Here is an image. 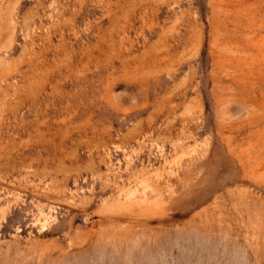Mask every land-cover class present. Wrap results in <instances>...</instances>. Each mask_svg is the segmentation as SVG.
Wrapping results in <instances>:
<instances>
[{"label": "rangeland", "instance_id": "1", "mask_svg": "<svg viewBox=\"0 0 264 264\" xmlns=\"http://www.w3.org/2000/svg\"><path fill=\"white\" fill-rule=\"evenodd\" d=\"M0 264H264V0H0Z\"/></svg>", "mask_w": 264, "mask_h": 264}]
</instances>
